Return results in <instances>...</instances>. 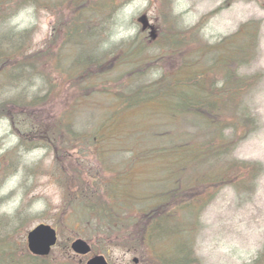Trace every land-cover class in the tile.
Instances as JSON below:
<instances>
[{"label":"rangeland","instance_id":"rangeland-1","mask_svg":"<svg viewBox=\"0 0 264 264\" xmlns=\"http://www.w3.org/2000/svg\"><path fill=\"white\" fill-rule=\"evenodd\" d=\"M57 1L47 0L46 7L21 6L5 25L18 32H32L31 52L42 50L45 55L52 51L54 57L38 58L37 67H29V72L15 84L9 81V74L0 76V104L14 98L26 103L38 96L46 99L45 105L39 107L29 104L14 108L4 103L5 113L12 117L0 116V237H9L11 250L23 257L28 232L47 224L58 231V244L41 264H85L94 255L105 256L109 264H134V258L139 264H152L156 257L148 247L136 244L139 239L132 237V228L118 225L112 232L102 222L103 216L96 211L100 208L95 204L85 217L87 207L83 213H76L74 203L79 211L83 205L76 196L82 200L87 195L89 201L99 203L105 184H111L115 177L126 182L124 176L132 179V194H167L177 188L178 182L182 184L180 171L188 170L189 163L184 162L182 168H168L165 157L147 155V148L135 143L131 130L136 124L153 121L157 116L153 109H131L118 120L120 112L115 107L119 102L114 97L127 75L120 67L106 69L109 85H96L89 96L90 101L94 100L91 105H85L88 98L77 95L76 79L72 83L64 81L68 71L65 68L75 61L72 49L77 48L66 44L62 30L55 33L56 27L72 19L64 9L55 8ZM243 27L252 47L248 63L235 68L239 77L247 78L241 107L254 124L227 160L257 164L259 174L243 190L228 184L205 192L193 190L190 197L199 194L197 199L207 203L193 222L190 218L187 233L195 264H264V0H116L115 8L108 7L106 19L100 23L106 35L102 49L111 52L112 58L121 50L140 47L143 56L151 58L136 68L143 84L169 78L193 60L210 65L215 88L224 83V73L215 58L225 47L228 49V43ZM153 32L156 41L150 38ZM178 32L186 35L185 43L164 45L166 37ZM232 118L226 114L222 120L229 125ZM75 119L76 126L70 128L75 141L55 137L53 130L58 121L72 125ZM103 120L106 126L99 132L105 137L100 146L93 143V137ZM44 125L45 132L41 133ZM227 129L231 131L232 127ZM106 132L110 139L107 142ZM147 140L155 144L163 139ZM219 161L211 168V162H205L200 173L217 174L224 168V162ZM78 238L91 245L89 256H77L71 251L70 244Z\"/></svg>","mask_w":264,"mask_h":264},{"label":"trees","instance_id":"trees-1","mask_svg":"<svg viewBox=\"0 0 264 264\" xmlns=\"http://www.w3.org/2000/svg\"><path fill=\"white\" fill-rule=\"evenodd\" d=\"M46 3L47 0H0V76L9 74V81L14 80L13 84L26 75V71L29 72V67H37L38 58L48 57L53 60L54 55L52 51H47L45 55L42 50L31 52L32 32H18L5 25L11 17L19 13L21 6L46 7ZM56 3L58 4L55 8L64 9L72 19L69 24L56 27L55 33L62 30V39L66 44L77 48L72 49L75 61L67 67L61 65L68 70L64 81L72 83L73 79H76V84H79L76 88L77 95L82 99L89 98L95 92L96 85H109L106 82V69L120 67L127 75L120 81L119 91L116 94L114 91V98L119 102L115 105L117 113L120 112L118 120L121 114L124 116L131 109H153L157 116L151 122L136 124L140 125L139 127L134 125L131 137L135 136V143L147 148V155L159 159L165 157L166 163H169L168 168L171 165L182 168L184 162L189 163L188 170L180 171L182 184L178 182L177 188L167 194L166 191L149 196L144 193L132 194V179L124 176L127 179L125 182L120 177H115L114 181H111V184L107 182L99 193L102 201L92 203L87 195H82V200L76 196V201L83 202L82 210L76 209V203L73 209L76 213H83L87 207L88 210H84L85 217L90 214L88 212L94 210L91 205L95 204L100 208L96 211L103 216L102 222L104 225L106 222L112 232H116L115 226L119 228L118 225L132 228L135 235L129 236L135 240L139 239L136 244L148 247L156 257L152 264H195L188 248L187 233L190 229V218L193 222L207 203L197 199L199 194L190 197L193 190L205 192L221 184L233 185L236 189L243 190L259 174L257 164L227 160L254 124L252 117L245 114L241 107L247 78L239 77L235 68L237 65L248 63L252 47L250 37L247 36L248 31L243 27L234 41L228 43V49L225 47L224 52L215 58L224 73V83L220 88L214 87L210 65L205 62L203 65L200 61L193 63V60L171 77L145 85L141 82L136 68L149 63L151 58L143 56L142 47L121 50L114 58L111 52L106 53L104 48L102 49L106 44V35L100 28V23L106 19L108 7L115 8L116 0H58ZM185 37L182 33H173L172 36L166 37L164 45H182L186 41ZM59 65L60 62L57 63V66ZM109 87L108 90H111V86ZM4 103H9L14 108H23L29 104L31 107H39L45 105L46 99L38 96L32 102L26 103L14 98L1 103L0 116L6 114L11 118L9 113H5L7 106ZM226 114L233 116L229 125L225 123V119L222 120ZM207 120L208 122H203ZM103 121L102 125H97L93 137V143L100 146L105 137L104 133L101 135L99 132L106 126V120ZM23 124H26V121ZM227 126L232 127V130H228ZM71 127V124L63 120L58 121L53 130L55 137L62 136L69 143L75 141V133H70ZM45 128L44 125L43 132ZM147 138L163 140L154 144ZM109 140L106 132V142ZM220 159L224 162V168L217 174L200 173L205 162L217 165ZM139 194L143 196L139 197ZM85 201L88 203L84 204ZM9 240L7 236L0 237V264H41L46 261L28 253L18 257L11 250ZM123 243L128 244L125 241ZM175 252L178 256H175Z\"/></svg>","mask_w":264,"mask_h":264},{"label":"water","instance_id":"water-1","mask_svg":"<svg viewBox=\"0 0 264 264\" xmlns=\"http://www.w3.org/2000/svg\"><path fill=\"white\" fill-rule=\"evenodd\" d=\"M27 241L28 249L34 256L46 257L57 243V234L50 226L39 225L28 234ZM71 248L78 255H87L91 251L89 245L83 240H76ZM134 262L138 263L137 260ZM87 264H107V262L103 256H97Z\"/></svg>","mask_w":264,"mask_h":264}]
</instances>
